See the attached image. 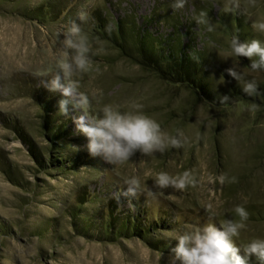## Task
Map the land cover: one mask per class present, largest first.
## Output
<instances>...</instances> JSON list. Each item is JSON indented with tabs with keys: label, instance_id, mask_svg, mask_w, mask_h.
I'll return each mask as SVG.
<instances>
[{
	"label": "rangeland",
	"instance_id": "rangeland-1",
	"mask_svg": "<svg viewBox=\"0 0 264 264\" xmlns=\"http://www.w3.org/2000/svg\"><path fill=\"white\" fill-rule=\"evenodd\" d=\"M172 2L0 0V264H170V249L176 243L173 230L185 223L202 224L209 215L217 225L224 219L239 220L236 205L244 206L249 216L234 242L242 246L254 238L264 239V108L255 104L252 110L253 102L214 105L196 99L186 87L161 80L99 39L93 34L92 16L99 10L110 19L127 17L139 24L159 11L170 24L181 23L178 31L164 23L167 35L187 27L196 36V47H204L226 68L238 66L244 80H258L260 72L244 67L232 53L220 16L232 18L235 10L244 14L253 38L264 44V33L251 27L254 20L264 21V0H256L255 6L239 0L240 7L230 11H226L229 0H187L180 9H173ZM78 11L88 14L82 28L94 53L92 70L79 78V91L92 98L90 114L103 104L119 106L121 111L140 104L143 113L171 135L177 129L183 132L181 148L137 153L120 165L88 153V141L72 120L79 113L61 115L60 94L44 86L55 65L59 33L77 18ZM201 12L206 13L212 31L209 24L197 23ZM209 72L216 85L226 87L219 71L209 68ZM38 96L52 103L54 121L67 123L72 135L57 150L62 158L76 155L72 164L38 170L15 130L21 129L43 155L48 141L42 134L44 112ZM43 157L48 160L47 153ZM161 171L173 176L191 171L196 183L184 190L156 189L153 180ZM221 173L236 177L237 182L220 184L216 177ZM133 176L140 180L137 195H123L124 180ZM149 189L156 193L154 198L147 194ZM78 200L83 201L81 206ZM111 200L116 207L113 216L143 209L138 216L146 222L158 219L159 224L145 240L134 234L109 240L101 235L100 225ZM149 241H157L164 250L153 248Z\"/></svg>",
	"mask_w": 264,
	"mask_h": 264
},
{
	"label": "clouds",
	"instance_id": "clouds-1",
	"mask_svg": "<svg viewBox=\"0 0 264 264\" xmlns=\"http://www.w3.org/2000/svg\"><path fill=\"white\" fill-rule=\"evenodd\" d=\"M187 0H173V9L183 8ZM255 6L256 0H249ZM239 0H229L226 11L239 8ZM206 13L201 12L197 23L209 24L208 30L213 26L205 19ZM88 14L84 11L77 12L75 20H69L59 35L60 47L57 51L53 68L47 73L51 78L45 83L49 92L59 93L58 112L63 116L70 113L76 126V131L87 139L86 148L92 157H100L105 163L120 165L130 160L137 153L151 155L155 152L163 153L169 147L181 148L183 146V132L176 130L175 135L162 129L159 122L144 114L142 105L133 103L131 110L121 111L119 106L103 104L95 114H90L92 98L85 92L79 91V78L93 68L91 59L92 41L84 32L82 24L87 22ZM79 21V22H77ZM252 29L264 33V21H253ZM99 43V41H97ZM232 53L237 57H246L251 60L252 70L264 69V44L253 38L250 41H240L238 36L231 39ZM256 57L257 59H253ZM229 76L238 82L243 81L242 91L252 96L258 94V85L255 80L245 81L244 74L238 66L232 65L225 70ZM230 100L228 95H221L220 103ZM99 103V101H97ZM252 110L257 106L253 104ZM79 151L78 146H73ZM216 179L220 184L235 183L236 177H228L221 173ZM196 183L191 171H184L175 176L167 172H158L153 180L156 189L164 190L173 188L184 190L189 185ZM125 191L123 195L136 196L140 189L138 177L124 180ZM155 197L151 189L147 193ZM236 219H224L218 225L213 222L214 217L208 216L202 224L185 223L181 228L173 230L172 239L176 242L170 251V264H250L255 257L258 264H264V239L254 238L246 245L238 246L234 238H238L241 230L247 227L249 213L242 205L234 207Z\"/></svg>",
	"mask_w": 264,
	"mask_h": 264
},
{
	"label": "trees",
	"instance_id": "trees-1",
	"mask_svg": "<svg viewBox=\"0 0 264 264\" xmlns=\"http://www.w3.org/2000/svg\"><path fill=\"white\" fill-rule=\"evenodd\" d=\"M92 16L96 20V29H93V34L98 36L99 39L104 40L111 47L115 48L122 57L136 63L142 69L152 72L161 80L186 87L196 99L214 105H226L231 103L232 100L253 102L264 108V69L258 70L260 72V79L255 80L258 85V94L252 96L246 95L242 91L243 84H240L227 74L225 71L227 68L223 63L216 60L208 51H205L204 47L199 48L195 46L194 41L196 36L188 33L187 27L181 33L176 32L181 28V23L176 22L174 24L172 22L170 24L162 16L161 12L155 11L152 15L154 17L144 18L139 24H136L132 18L127 17L123 19L116 18L115 20L113 18L110 19L102 15L99 10L94 11ZM220 20L230 40L234 36H238L242 42L253 39L244 14L235 10L232 18L222 14ZM164 23L166 25L170 24V27L175 28L176 31L172 30L170 35H167L162 30ZM152 24L156 28L155 30ZM230 42L228 43L229 46ZM238 58L244 67L251 68V60L249 58ZM253 59L257 58L254 57ZM209 68L216 69L221 73L226 80V87L216 85L213 76L209 72ZM251 80L254 79L251 77L245 79V81ZM221 95H228L230 100L226 103H220ZM37 99L44 112L42 134L49 145H47L46 151H44L48 154V160L43 157L44 152L42 155L21 129H15L17 128L15 124L13 128L17 130L23 142L27 145L29 154L35 161L38 170H44L48 165L52 169L61 168L63 162L72 164L76 160V155L72 154L67 158H62V155L57 150L72 135L70 129L67 127V123L65 121H54L51 117L54 110L52 103L41 96H38ZM10 179L15 184H19L18 181ZM114 202V200L109 202L107 218L100 225L101 235L109 238V240H115L120 237L127 238V236L133 234L145 240L146 236L155 229L154 226L159 224L158 219L154 222H149L148 220L146 222L144 217L138 216L140 212H143V209L137 210V213L124 215L121 218L113 216V212L116 210ZM82 203V200H78L80 206ZM77 209H79V206ZM261 216H264V212ZM149 243L150 246L159 251L164 250L162 249V245L157 241H149ZM250 264H258L255 257L251 259Z\"/></svg>",
	"mask_w": 264,
	"mask_h": 264
}]
</instances>
